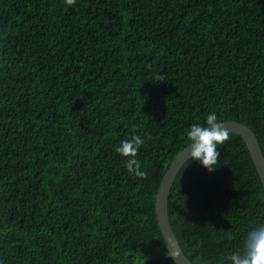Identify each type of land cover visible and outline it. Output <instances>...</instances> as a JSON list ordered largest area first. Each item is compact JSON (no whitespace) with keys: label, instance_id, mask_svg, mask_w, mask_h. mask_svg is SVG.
<instances>
[{"label":"trees","instance_id":"1","mask_svg":"<svg viewBox=\"0 0 264 264\" xmlns=\"http://www.w3.org/2000/svg\"><path fill=\"white\" fill-rule=\"evenodd\" d=\"M212 112L264 152V0H0V264H177L157 193ZM134 135L147 179L115 151ZM217 151L215 170L189 158L170 191L196 264H231L264 225L245 139Z\"/></svg>","mask_w":264,"mask_h":264},{"label":"clouds","instance_id":"2","mask_svg":"<svg viewBox=\"0 0 264 264\" xmlns=\"http://www.w3.org/2000/svg\"><path fill=\"white\" fill-rule=\"evenodd\" d=\"M76 0H66L67 5H74ZM167 77L159 74L158 81L163 82ZM187 139L190 142L186 150L190 160L199 161L208 171L217 168L219 162V145H224L230 139L229 131L218 119L215 112L206 116L205 124H192L187 130ZM144 144V139L134 135L125 139L115 149L122 157L127 159L124 166L130 174L138 179H147L148 173L141 170V163L137 159L139 149ZM231 264H264V225L250 231L244 242L242 252H234L227 257Z\"/></svg>","mask_w":264,"mask_h":264},{"label":"water","instance_id":"3","mask_svg":"<svg viewBox=\"0 0 264 264\" xmlns=\"http://www.w3.org/2000/svg\"><path fill=\"white\" fill-rule=\"evenodd\" d=\"M222 123L229 133H238L243 136L264 185V152L256 133L251 127L240 121L226 120ZM187 146L183 148L170 163L157 193L158 223L166 239L168 251L177 264H196L182 249L169 216V197L172 185L181 167L190 158L189 152L186 150Z\"/></svg>","mask_w":264,"mask_h":264}]
</instances>
